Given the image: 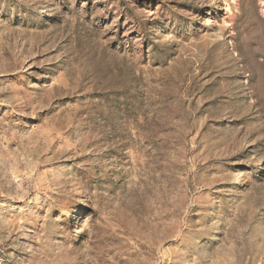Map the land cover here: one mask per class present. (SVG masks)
<instances>
[{
	"label": "rangeland",
	"instance_id": "374dc122",
	"mask_svg": "<svg viewBox=\"0 0 264 264\" xmlns=\"http://www.w3.org/2000/svg\"><path fill=\"white\" fill-rule=\"evenodd\" d=\"M0 264H264V0H0Z\"/></svg>",
	"mask_w": 264,
	"mask_h": 264
}]
</instances>
